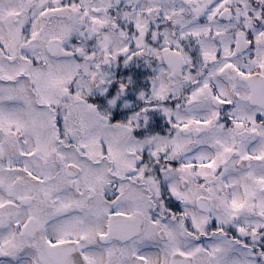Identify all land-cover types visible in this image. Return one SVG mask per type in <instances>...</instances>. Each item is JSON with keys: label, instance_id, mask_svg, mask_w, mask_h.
<instances>
[{"label": "snow or ice", "instance_id": "1", "mask_svg": "<svg viewBox=\"0 0 264 264\" xmlns=\"http://www.w3.org/2000/svg\"><path fill=\"white\" fill-rule=\"evenodd\" d=\"M0 264H264V0H0Z\"/></svg>", "mask_w": 264, "mask_h": 264}]
</instances>
